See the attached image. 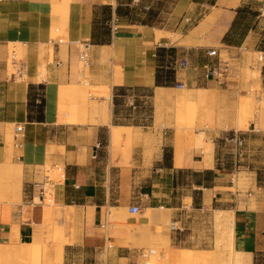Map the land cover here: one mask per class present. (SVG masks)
<instances>
[{
    "label": "crops",
    "instance_id": "0c3cea01",
    "mask_svg": "<svg viewBox=\"0 0 264 264\" xmlns=\"http://www.w3.org/2000/svg\"><path fill=\"white\" fill-rule=\"evenodd\" d=\"M257 1L264 0H140V7H134V0H0V176H11L16 184L11 188L16 191L8 197L17 201L10 216L0 218V239L10 244L13 239L20 244L33 241L45 215L41 206L45 201L37 204L35 200L46 184L54 190L55 205L63 211L71 210L78 224L83 212L89 213L96 224L102 208L128 213L132 205L139 203L140 197L132 196V176L138 174L166 171L172 175L173 191L179 187L178 173H191V177L198 173L197 182L191 178L182 186L202 192L199 205L215 206L221 201L218 195L235 188L239 170L255 173L250 149L244 150L239 166H230L232 151L227 154L225 148L229 146L221 140L228 135L223 132L228 124L207 132L208 154L195 148L185 153L184 139L178 133L171 152L166 141L172 134L165 115L170 110L163 101L174 87L157 86L156 80L158 68L173 69L177 84H184L197 96H214L219 110H234L238 98L246 93V68L253 66L250 52L243 50L256 48L264 56V49L258 51L256 44L247 45L250 33L237 46L224 43V38L232 28L238 32L243 10L248 6L253 9ZM105 7L111 8L110 15L104 12ZM118 10L129 13L122 16ZM117 14L118 30H110L108 43L96 44L95 33ZM137 16H148L153 22L135 20ZM60 39L93 42L83 71L74 69L77 50L57 44ZM11 46L20 47L22 52L20 59L14 54L12 63ZM214 49L223 61L228 58L225 64L229 75L221 81L204 76V66L217 61L207 55ZM160 50H164L161 67ZM184 59L189 67L175 69L176 63ZM260 78L261 90L255 95L262 101L264 63ZM89 88L96 93L87 95ZM160 91L165 93L162 101L157 100ZM152 99L155 105L149 115ZM69 107H73L72 114ZM149 118L152 121L147 123ZM17 126L24 127L22 147L14 140ZM113 128L133 132L128 166L112 152ZM250 131L256 133V126ZM148 139L152 146L140 149ZM48 165L63 167L59 179L63 181L49 183V179L41 177V169ZM145 168L151 171H143ZM209 172L210 179L205 180ZM142 188L146 192L140 194L141 200L154 202L158 195L153 189H164L159 183ZM212 191L215 194L208 197ZM231 195L235 198L230 203L236 204L218 211L234 214L235 250L251 255L252 264L264 262V197L259 201L249 198L240 206L239 195ZM185 199L195 202L190 196L183 197L182 202ZM153 220L152 215L150 221ZM144 222V218L138 221ZM75 235L83 247L95 249V264H123L130 249L124 241L107 254L109 237L98 232L89 234L83 226Z\"/></svg>",
    "mask_w": 264,
    "mask_h": 264
},
{
    "label": "rangeland",
    "instance_id": "374dc122",
    "mask_svg": "<svg viewBox=\"0 0 264 264\" xmlns=\"http://www.w3.org/2000/svg\"><path fill=\"white\" fill-rule=\"evenodd\" d=\"M140 5L141 3H135L134 7H140ZM249 8L250 6L243 10L238 32H235L236 35L233 38L239 42L250 33L251 38L247 45L256 44L255 46L260 47L258 51H261L264 49V1H257L253 9ZM124 9H130V7H124ZM128 13L129 11L126 12V15ZM135 20L151 21L152 19H149L148 16L143 19L137 16ZM54 36L57 35L54 33ZM256 39H258L257 42ZM249 50H243V52H250L249 56L253 59V66L246 68L248 80L245 88L246 93L238 98L234 110H219L218 102L214 96H197L188 88L179 89L176 84L174 88H178L177 91L166 94L167 98L163 103L170 110L165 111L167 116L165 119L172 134V137L169 138L168 136L166 141L171 152L172 147L170 146L172 143L176 146L178 133L184 139L183 149L185 153L195 148L208 154L210 145L206 144V140H209L207 132L221 128L222 124H228L227 128L224 127L226 131L223 132L229 135L237 131L241 134L245 140L244 150L250 149L252 154L250 161L255 167V173L251 174L245 169L239 170L240 174L236 173L235 177V188L225 191L221 196L218 195L221 201L215 206L199 205L202 204V192L182 186L186 180L190 181L191 178H195V176L191 177V173H178V176L177 173H174L175 178L178 177L179 187L173 191H171L170 185L172 175L166 171L158 174L152 172L138 174L132 176V182H134L132 196L140 197L139 203L136 204L142 209L140 214H131L129 211L126 213L122 210L117 212L106 207L99 210L96 224L91 220L89 213H81L80 225L76 222L71 210L63 211L62 208L55 205L54 190L50 184H47L45 185L46 200L41 205L44 206L45 210L44 223L37 227V233H35L31 243L20 244L13 239L10 244L7 240L0 239V264H95L97 262L94 259L96 256L95 249L83 247L81 239L75 235L81 226L89 234L98 232L104 237H109L107 254L110 252V245L115 246L117 243L125 241L131 251L155 250L157 254L152 258V264H231L228 245L231 235L234 234L232 229L234 214L233 212H220L218 209L236 204L230 203L231 199L235 198L234 195L230 196L232 193L239 195L240 206H243L249 198L259 201L264 197V100L259 101L260 98L258 99L255 95V92L261 90L260 69L264 60H259L261 54L257 52L256 48ZM9 54L10 63H12L14 54L18 59L22 58L20 47L11 46ZM241 55L240 52L238 56L241 57ZM225 60L227 61L228 58H224V62ZM75 62V70L83 71L86 68V64L80 61L77 56H75ZM216 83L218 84V82ZM218 85L227 86L225 83ZM86 92L87 95L96 93L92 88ZM180 97H185V100ZM174 99L179 102L180 106ZM154 105L155 101L152 99L149 104V115H152ZM69 111L72 114L73 107H69ZM150 120L152 121V118H149L147 123H150ZM255 126L256 133H251L250 130H253ZM231 128L234 131H230ZM124 134L126 135L125 138L123 137L121 141L117 142V146L112 144L111 149L115 157H120L121 163L128 166L133 145V132ZM143 146L150 148L152 146L151 140L148 139V141L141 143L140 149ZM230 149V147L225 148L227 154L232 151ZM230 160V166L234 167L233 159ZM241 165L243 166V163ZM61 168L63 167L48 165L41 169V177L46 179L48 177L49 183L58 184L59 181H63L59 180L62 177ZM136 170L138 171V169ZM147 170L151 171L149 168H145L143 171ZM11 179L9 175L0 178V204L3 203L2 206L0 205V218L9 217L17 202L12 197H8L9 194H14L16 191L11 188L16 186ZM117 180H120V177ZM156 183L162 184L164 187V189H153L154 195H158L156 197L158 201L141 200L143 198L140 194L146 192L142 187ZM229 184L233 186V184ZM208 194V197H211L215 191ZM251 194L254 195V198L250 196ZM186 196L193 197L194 204L188 199L182 202V198ZM35 202L40 204L39 195H37ZM150 205H157L158 208L149 210ZM177 207L184 208L173 209ZM152 215L155 216V220L150 221ZM141 218L146 219L147 222H144L145 224L138 223ZM101 220L103 221L102 224H100ZM173 220L181 222L183 228L181 233H174L170 230ZM125 225L133 227L126 229ZM69 244L70 247L67 246ZM174 254L179 255L180 258L171 259ZM125 263L126 260L123 261V264ZM255 264H264V262L258 261Z\"/></svg>",
    "mask_w": 264,
    "mask_h": 264
},
{
    "label": "built area",
    "instance_id": "2783aa9c",
    "mask_svg": "<svg viewBox=\"0 0 264 264\" xmlns=\"http://www.w3.org/2000/svg\"><path fill=\"white\" fill-rule=\"evenodd\" d=\"M135 3H139L140 0H134ZM151 8L149 5L145 6V10L149 11ZM118 17L114 16L110 21L107 22V26L110 28L112 32H115L118 30ZM57 44H63L72 46L77 50V57L80 61H82L84 64H87L89 62L90 52L93 46V42L91 40H85V41H72L67 42L63 39H60L57 41ZM261 56L259 57L260 61H263V54L260 53ZM207 55L210 58H217V61L212 64H207L204 66V76L207 79H215L218 81H221L223 79H226L228 77V67L226 66V62H224L220 55L218 54V51L216 49L209 50L207 52ZM189 67L188 60H182L175 65V69H186ZM178 87L185 88L184 84H178ZM24 138V127L23 126H17L15 128L14 133V140L17 142L18 147H22L21 140ZM223 142L229 146L232 149L233 154V160L235 165L240 164V159L244 156V147H245V140L242 138L241 134L238 132H234L232 134L227 135L224 137ZM47 179H49L47 177ZM50 181V179H49ZM47 185V184H46ZM79 188V187H76ZM46 200V188L45 185L40 190L39 195V201L40 203H43ZM141 207L138 205H132L129 208V212L131 214H140L141 213ZM170 230L174 233H181L183 231V228L181 226V222L178 220H173L171 222ZM113 246L110 245L109 248H112ZM157 254L155 250L152 249H139L135 251H131L129 249L128 255L126 256V263L125 264H152V258Z\"/></svg>",
    "mask_w": 264,
    "mask_h": 264
},
{
    "label": "trees",
    "instance_id": "16d2710c",
    "mask_svg": "<svg viewBox=\"0 0 264 264\" xmlns=\"http://www.w3.org/2000/svg\"><path fill=\"white\" fill-rule=\"evenodd\" d=\"M104 12H106L107 15H110L111 14V8L110 7H105L104 8ZM117 13L119 14H122L123 15H126V12L123 13L121 10L117 11ZM117 14V15H118ZM118 19H119V15L117 16ZM142 22L144 23H147L149 21H145V20H142ZM105 26L103 28V30H99L95 33L94 35V41L96 44H105V43H108L110 41V29ZM234 28H235V25H234ZM237 31V30H236ZM235 30L233 31V28H232V31H230L226 37L224 38V43L228 44V45H233V46H237L240 41H242L243 39H241L239 42H237L236 40H234L233 37H235ZM173 52V49L171 50ZM163 52L164 50H160L159 51V57H160V67H161V61H162V57H163ZM174 73L175 71L173 69H168V70H164V69H161V68H158V72H157V80H156V84L157 86H163V87H174L175 84L178 85L175 80H174ZM211 172L207 173L206 174V177H205V180H209L210 179V176H211ZM200 174L198 173H194V176H195V180L196 182L198 181L199 179V176Z\"/></svg>",
    "mask_w": 264,
    "mask_h": 264
},
{
    "label": "bare ground",
    "instance_id": "6f19581e",
    "mask_svg": "<svg viewBox=\"0 0 264 264\" xmlns=\"http://www.w3.org/2000/svg\"><path fill=\"white\" fill-rule=\"evenodd\" d=\"M60 14V13H59ZM62 16V15H60ZM53 33V32H52ZM179 89H184V88H181V87H178ZM178 88H171L172 90L168 93H166L167 95L169 93L172 94V92H176ZM162 90V89H161ZM164 92L163 91H160L159 94H158V97H157V100L158 101H162L164 99ZM174 94V93H173ZM170 97V96H169ZM168 97V98H169ZM183 97V96H182ZM180 97L181 99H184L185 100V97L182 98ZM171 100V99H169ZM175 100V99H174ZM176 101V100H175ZM177 102V101H176ZM178 105H179V102H177ZM176 103V104H177ZM175 104V105H176ZM180 106V105H179ZM58 110V109H57ZM111 141H112V144H116L117 146V142L121 141L123 136H124V133L126 132H130L129 128L125 129V128H113L111 130ZM129 139V138H128ZM126 139V140H128ZM113 210H116V209H113ZM115 219V218H114ZM133 226H129V225H125V228L126 229H130L132 228ZM232 229H234V221H233V224H232ZM229 249H230V255H231V264H252V260H251V255H245V253H239L238 251L235 250V247H234V234L231 235V240H230V243H229ZM227 248V247H226ZM226 250V249H225ZM180 256L179 255H172L171 256V259L173 260H177L179 259Z\"/></svg>",
    "mask_w": 264,
    "mask_h": 264
}]
</instances>
